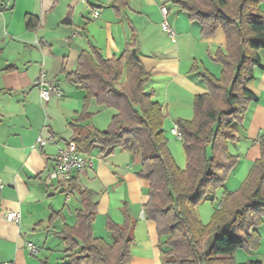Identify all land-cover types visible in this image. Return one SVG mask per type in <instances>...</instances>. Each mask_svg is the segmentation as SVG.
Wrapping results in <instances>:
<instances>
[{
    "label": "crops",
    "instance_id": "0c3cea01",
    "mask_svg": "<svg viewBox=\"0 0 264 264\" xmlns=\"http://www.w3.org/2000/svg\"><path fill=\"white\" fill-rule=\"evenodd\" d=\"M176 1L0 0V264H68L60 234L65 225L74 227L77 223L82 206L79 190L97 195L95 237L112 243L108 222L123 225L128 216L136 222L131 264H165L156 225L144 216L149 186L136 177L140 165L133 163L131 154L116 151L105 157L99 149L85 154L93 166L73 173L77 189L69 194L61 193L62 185L51 173L59 153L77 132L72 124L82 114L87 96L67 81L65 74L76 70L80 55L91 47L105 59L120 57L133 32L138 35L142 64L152 76L146 92L163 108L166 137L168 133L177 138V143L169 142V149L175 160L179 156L183 169L182 139L173 135L172 129L178 128L180 120L194 118V98L208 92L199 73L206 70L220 77L222 67L214 56L224 49L225 36L221 31L203 35L202 28L178 9ZM162 7L168 9L166 18ZM260 8L264 12V0ZM27 17L37 19L35 29L27 28ZM164 21L174 31V38L164 32ZM259 56L261 65L247 85L258 101L249 105L243 117L240 140L229 144V152L239 161L224 193L236 192L261 156L264 49ZM42 74L55 81L61 97L54 94L48 103L42 102L35 87ZM87 112L92 117L78 124L100 132L109 128L117 114L95 100ZM39 139L46 142L43 147ZM8 211L19 212L20 223L6 220ZM262 221L255 228L259 247L238 250L234 256L237 264H264V216Z\"/></svg>",
    "mask_w": 264,
    "mask_h": 264
},
{
    "label": "trees",
    "instance_id": "16d2710c",
    "mask_svg": "<svg viewBox=\"0 0 264 264\" xmlns=\"http://www.w3.org/2000/svg\"><path fill=\"white\" fill-rule=\"evenodd\" d=\"M262 1H176L178 9L202 28L203 35L221 31L225 36L224 49L214 56L222 67L220 77L206 70L199 73L208 92L194 98V118L178 123L187 159L185 169L177 165L169 149L162 106L146 92L152 76L139 57L135 32L120 57L105 59L91 47L80 55L76 70L65 74L67 81L87 95L82 114L72 124L77 132L69 143L87 155L96 149L105 157L127 152L133 163L140 165L135 175L149 186L144 216L156 225L165 264H237L234 256L238 250L259 247L255 228L264 216V137L260 140L261 156L247 179L236 192L224 193L222 206L208 225L200 222L197 208L217 188L224 187L236 167L239 160L229 152V144L240 140L243 117L249 105L258 101L247 85L261 65L259 51L264 49ZM37 23L34 17L26 19L28 29H35ZM92 100L117 111L105 132L78 124L92 117L87 112ZM61 185L63 194L77 189L73 179ZM79 196L82 206L77 223L65 225L60 234L68 264H131L136 222L128 216L123 225L109 221L107 230L113 242L97 238L93 229L97 195L79 190Z\"/></svg>",
    "mask_w": 264,
    "mask_h": 264
},
{
    "label": "built area",
    "instance_id": "2783aa9c",
    "mask_svg": "<svg viewBox=\"0 0 264 264\" xmlns=\"http://www.w3.org/2000/svg\"><path fill=\"white\" fill-rule=\"evenodd\" d=\"M163 16L166 18L168 15V9L166 7L161 8ZM98 13L95 12L94 16L98 17ZM164 32H166L171 38L175 37L174 31L170 28L169 24L164 21L162 24ZM35 87L40 93V98L43 103H48L51 100L52 95L56 94L61 97L62 94L58 90L54 80L48 78L45 74H42L38 80L35 82ZM172 133L175 136L181 138L180 132L177 127L172 129ZM46 144L45 141L39 139V145L43 147ZM92 162L88 160L85 154L79 152L74 143H69L66 148H64L58 155L56 159V167L51 173V178L62 183H67L72 179L74 172H80L88 167H92ZM6 220L9 222H14L16 224L20 223L21 215L19 212L8 211L5 214ZM32 252L35 249L32 245H28ZM1 264H12V263H1Z\"/></svg>",
    "mask_w": 264,
    "mask_h": 264
},
{
    "label": "rangeland",
    "instance_id": "374dc122",
    "mask_svg": "<svg viewBox=\"0 0 264 264\" xmlns=\"http://www.w3.org/2000/svg\"><path fill=\"white\" fill-rule=\"evenodd\" d=\"M167 138H168V141L170 143H171V141H174L175 143H177V138L171 137V135L168 133H167ZM182 153H183L182 154V162H181V160H180V162H181V165H183L182 168L184 169V167H186V164H187L186 163V154H185V151H183ZM177 159L178 160H175V161H176L177 165L179 166V156ZM226 190H227L226 187L217 188L214 191V193L208 198V200L206 202H204L198 206V208H197L198 218L203 225H208L211 222L212 215L214 214L215 210L221 205L222 200H223V196H224V192ZM131 212L133 214H134V212H137L136 208L134 206L132 207Z\"/></svg>",
    "mask_w": 264,
    "mask_h": 264
}]
</instances>
